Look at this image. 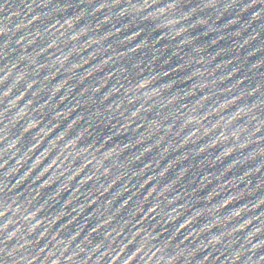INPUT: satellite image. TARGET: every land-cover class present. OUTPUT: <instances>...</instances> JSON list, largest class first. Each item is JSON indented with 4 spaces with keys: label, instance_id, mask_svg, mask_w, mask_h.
I'll return each mask as SVG.
<instances>
[{
    "label": "water",
    "instance_id": "1",
    "mask_svg": "<svg viewBox=\"0 0 264 264\" xmlns=\"http://www.w3.org/2000/svg\"><path fill=\"white\" fill-rule=\"evenodd\" d=\"M0 264H264V0H0Z\"/></svg>",
    "mask_w": 264,
    "mask_h": 264
}]
</instances>
